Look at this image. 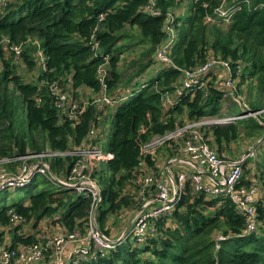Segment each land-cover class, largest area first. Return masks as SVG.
Segmentation results:
<instances>
[{
	"label": "trees",
	"instance_id": "obj_1",
	"mask_svg": "<svg viewBox=\"0 0 264 264\" xmlns=\"http://www.w3.org/2000/svg\"><path fill=\"white\" fill-rule=\"evenodd\" d=\"M220 1L154 0L159 15L152 16L145 11L147 0H0V159L27 151L78 147L91 128H99L97 136L103 134L99 117L104 112L88 107L77 121H69L56 108L48 84L57 82L63 89L68 85L74 99L82 88L97 93V71L105 65L110 94L131 90L127 99L115 107L106 145L112 154L106 163L109 177L101 188L96 211L99 231L109 238L104 229L107 218L122 215L123 207L130 210L127 215L136 210L140 146L184 121L222 117L229 101L237 106L231 99L222 98L220 82L213 77L205 91H188L174 106L164 108L161 96L173 90L181 71L195 69L209 57L226 61L237 79L236 92L243 95L241 89L246 87L244 100L247 103L248 98L250 110H264V0H228L239 7L231 23L205 24L204 17L211 15ZM181 6L187 8V15L176 13ZM168 14L174 16L176 35L169 55L172 66L154 60L156 48L166 37L163 25ZM126 27H136L139 41L150 49L148 59L136 65L137 71L121 87L118 64L125 49L121 43L128 37L123 34ZM4 39L7 44H3ZM29 41L40 43L37 50L42 61L36 76L25 80L16 74V53L10 47L22 46L17 55L31 71L37 62L33 59L35 47ZM152 68L154 76L134 90L135 82ZM258 120L264 124V113ZM258 120L208 125L203 131L211 138L209 144L216 154L226 160L225 152L238 140H260L264 126ZM263 143L256 147L255 157L246 160L240 180V186L258 185L253 232H245V218L229 198L194 194L188 183L171 212L154 221V231L143 241L132 237L130 243L128 235L116 242L120 232L113 238L112 248L96 251L94 259L80 264H264ZM155 162L157 158L145 159L150 168ZM64 163L70 165V159L52 160L51 169L68 170L69 166L62 167ZM35 181L36 177L25 187ZM89 212L90 200L70 189L54 186L53 190H41L25 202L0 210V247L5 244L4 236L11 248L37 244V229L42 225L68 233L83 232ZM216 235L225 238L217 250Z\"/></svg>",
	"mask_w": 264,
	"mask_h": 264
},
{
	"label": "built area",
	"instance_id": "obj_2",
	"mask_svg": "<svg viewBox=\"0 0 264 264\" xmlns=\"http://www.w3.org/2000/svg\"><path fill=\"white\" fill-rule=\"evenodd\" d=\"M153 1L147 0L145 11L157 16L159 11L154 9ZM203 7L207 8V5ZM238 10L237 3L221 0L220 4L213 8L212 14L204 17V23L228 26ZM102 17L100 16V19ZM173 23L174 16L168 14L163 25L166 37L154 53L156 62L170 66L172 62L169 55L176 39ZM95 45L94 50L98 48V45ZM12 50L16 54H20L21 51L20 47ZM97 72V82L100 86L98 92L87 88H82L78 92L89 91L92 97L88 101L80 102L74 99L68 85L63 89L57 82L48 84V92L54 97L56 108L64 112L69 121H77L88 107L95 108L97 112H105L129 96L124 95L125 91L123 94L108 92L105 65L100 66ZM213 77L220 82L222 98L231 99L240 108V114L226 115L229 108L225 106L222 111L226 113L222 117L204 122L184 121L172 131L154 136L140 146L136 210L131 211L132 218L127 234L122 236L121 233L116 242L123 241L128 235L138 242L143 241L154 231V221L171 212L188 183L194 194L203 193L213 197L229 198L245 218V232L251 233L255 230L253 204L258 193V185L252 183L248 187L240 186V180L243 166L248 158L255 157L256 148L236 161H226L216 154L209 144L211 138L203 131L208 125L232 124L247 118L258 120L264 113V110H250L244 98L236 92L237 79L233 78L228 62L209 57L197 68L181 71L173 90L162 94L161 105L169 108L174 106L182 95L188 94V91H205ZM45 84L42 82V85ZM99 118L102 121V116ZM258 123L264 126L260 120ZM98 133L99 128H91L81 145L65 151L46 150L42 153L27 151L23 155L0 159V191L7 188H23L30 185L35 177H41L56 187L70 189L76 195L90 200V212L83 232L77 230L68 233L42 225V228L37 229L39 231L36 235L39 239L37 244L19 245L15 248L9 246L10 242L4 236L5 244L0 247V264H80L94 259L96 251L103 252L114 246L115 241L102 235L96 222V211L101 202V188L96 183L94 174L99 164L112 159L108 149L107 153H103L99 140L103 138V134L97 136ZM260 141L263 140L256 141L255 147ZM156 158L158 162H155L154 168L148 167L145 163V159ZM161 158L166 159L163 164ZM66 159H70L68 170L51 169L52 160ZM66 165L67 163H64L62 167L67 168ZM9 214L15 218L11 212ZM22 221L19 219V222ZM224 239L221 235L215 236L216 250L219 248V242Z\"/></svg>",
	"mask_w": 264,
	"mask_h": 264
},
{
	"label": "rangeland",
	"instance_id": "obj_3",
	"mask_svg": "<svg viewBox=\"0 0 264 264\" xmlns=\"http://www.w3.org/2000/svg\"><path fill=\"white\" fill-rule=\"evenodd\" d=\"M186 3H188V0H186ZM180 8L176 10V13L181 16L182 14L186 13L187 8L183 6H181ZM123 34L127 35L128 37L124 38L123 42L121 43V46H123L125 49H123L122 51L119 64H118V71L121 75V78L119 80V86L121 87H123V84L129 78H131V76L137 71L136 65L140 63H144L148 59L149 55L147 51L150 49V47L147 44L139 41L140 40L139 33L136 27H132V28L126 27ZM29 42L35 47L34 55H33L34 56L33 59L36 60L37 62L35 69L31 71L27 70L26 67L22 64L17 54L15 55V59H14V63H16L15 64L16 74L19 76H22L25 80L34 78L37 72L41 69V66L39 69V64L41 63V59H40L41 52L37 50V46L40 43L39 42L33 43L32 41H29ZM3 44H7L6 39L3 40ZM15 47L22 48V46L12 45L10 49H14ZM152 70L153 68L150 69V71H147V73L142 78H140L139 80L135 82L134 88H133L134 90H137L143 81L144 82L148 81L154 76V73ZM241 90H242L243 95H240L239 93L238 94L242 96V98L244 97L246 98V95H247L246 87H243ZM129 91H125L124 95H129L130 93ZM91 97H92V94L89 91L81 90L79 93V97L77 99L78 101L83 102V101H88L89 99H91ZM248 104H249V101L247 98V105ZM225 106L229 108V110H227L226 115L230 116V115L240 114V108L238 106L232 105L230 101L228 103H225ZM115 107L116 106L106 109L102 117L101 126L103 128L102 129L103 138L99 140L102 143L101 148L103 150V153L108 152L106 145H107V142L110 138L111 131H112V118L114 115ZM18 119L21 121V118H18ZM210 119L212 118H204L199 121L200 122L211 121ZM262 134L263 135H261V138L262 137L264 138V131ZM35 137H36V140L39 142L40 139H38V136L35 135ZM255 143H253L252 140H249L246 138H242L238 140L237 142L232 144L231 147H229L227 151L225 152L224 156L228 157L226 161L238 160L240 157L243 156V154L247 150H252V148L254 150L256 148L254 147ZM263 146H264V143H263ZM165 161L166 159L161 158L162 164ZM247 169H249V166H247ZM108 177H109V172L106 169V162H103L99 164V166L96 168L94 179L96 183L100 186V188H102V186L106 184ZM34 183L35 184L31 185L30 187L15 188V189L7 188L3 191H0V210H2L3 208L10 209L16 203L25 202L30 195L36 194L41 190H44V189L53 190L54 189V186L43 181V178L41 177L36 178V181ZM129 211L128 209L123 207V209H121L122 215H119L118 213V214L111 215L107 218L104 229L107 230V232L109 233L110 235L109 239L113 240V238H116V236H118L120 232L121 233L125 232L132 218L131 213L127 215ZM125 214L126 216H123ZM132 241H133V238L130 237V243H132Z\"/></svg>",
	"mask_w": 264,
	"mask_h": 264
},
{
	"label": "water",
	"instance_id": "obj_4",
	"mask_svg": "<svg viewBox=\"0 0 264 264\" xmlns=\"http://www.w3.org/2000/svg\"><path fill=\"white\" fill-rule=\"evenodd\" d=\"M263 139H264V138H262V140H263ZM256 145H257V144H255L254 147H255ZM252 149H253V148H252ZM250 151H251V150H247L243 155H247V154H249ZM129 228H130V224H129V226L126 228L125 232L122 233V236H125V235L127 234Z\"/></svg>",
	"mask_w": 264,
	"mask_h": 264
},
{
	"label": "crops",
	"instance_id": "obj_5",
	"mask_svg": "<svg viewBox=\"0 0 264 264\" xmlns=\"http://www.w3.org/2000/svg\"><path fill=\"white\" fill-rule=\"evenodd\" d=\"M205 173H207V172L205 171Z\"/></svg>",
	"mask_w": 264,
	"mask_h": 264
}]
</instances>
